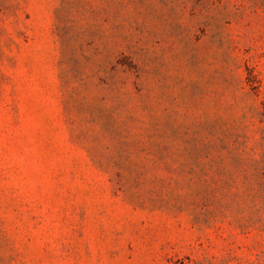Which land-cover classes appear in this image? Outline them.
Instances as JSON below:
<instances>
[{"label":"rangeland","instance_id":"1","mask_svg":"<svg viewBox=\"0 0 264 264\" xmlns=\"http://www.w3.org/2000/svg\"><path fill=\"white\" fill-rule=\"evenodd\" d=\"M0 264H264V0H0Z\"/></svg>","mask_w":264,"mask_h":264}]
</instances>
